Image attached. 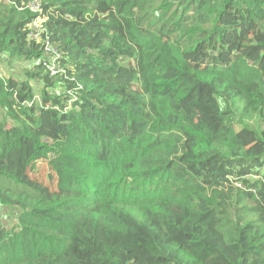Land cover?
<instances>
[{"label":"trees","instance_id":"1","mask_svg":"<svg viewBox=\"0 0 264 264\" xmlns=\"http://www.w3.org/2000/svg\"><path fill=\"white\" fill-rule=\"evenodd\" d=\"M0 0V264H264V0H42L64 73Z\"/></svg>","mask_w":264,"mask_h":264},{"label":"rangeland","instance_id":"2","mask_svg":"<svg viewBox=\"0 0 264 264\" xmlns=\"http://www.w3.org/2000/svg\"><path fill=\"white\" fill-rule=\"evenodd\" d=\"M14 66L10 67L8 63L0 61V73L3 75H11L18 69V67ZM248 147H250L255 153L262 152L264 148L263 144L257 141H251L248 143ZM2 166H5L12 174L17 176L22 184L28 185L30 188L38 189L44 193H50L51 190L55 189L57 180L49 178L51 169L45 162L39 167L38 171L34 173L26 167L25 161L17 152H12L6 155H0V167ZM13 210L10 211L0 206V225L3 224L5 227L11 225L12 227L17 223Z\"/></svg>","mask_w":264,"mask_h":264},{"label":"built area","instance_id":"3","mask_svg":"<svg viewBox=\"0 0 264 264\" xmlns=\"http://www.w3.org/2000/svg\"><path fill=\"white\" fill-rule=\"evenodd\" d=\"M21 9L30 10L36 16L31 24L29 39L35 43H41L45 53L44 66L50 76H58L64 73L61 66L62 53L58 46L52 42L47 34L46 21L42 0H31Z\"/></svg>","mask_w":264,"mask_h":264}]
</instances>
